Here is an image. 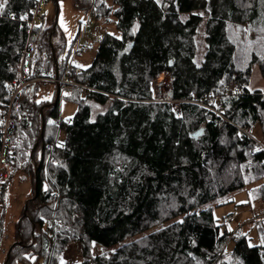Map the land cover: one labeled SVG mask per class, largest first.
<instances>
[{"label": "trees", "instance_id": "obj_1", "mask_svg": "<svg viewBox=\"0 0 264 264\" xmlns=\"http://www.w3.org/2000/svg\"><path fill=\"white\" fill-rule=\"evenodd\" d=\"M34 2L0 0L1 165L11 177L28 172L33 183L8 264H60L72 243L81 246V264H264V215L254 246L214 217L248 187L250 203L264 204V151L248 136L264 144V91L251 89L254 69L264 81V0H75L88 12L95 4L94 19H113L114 32L101 38L90 67L73 66L72 80L99 93H68L78 111L62 122L63 148L48 166L54 183L45 168L61 116L57 88L48 100L38 99L37 81L15 99L9 88L28 41L29 80L53 82L56 67L62 77L70 63L57 31L52 45V28L29 33ZM162 74L179 115L150 102Z\"/></svg>", "mask_w": 264, "mask_h": 264}, {"label": "rangeland", "instance_id": "obj_2", "mask_svg": "<svg viewBox=\"0 0 264 264\" xmlns=\"http://www.w3.org/2000/svg\"><path fill=\"white\" fill-rule=\"evenodd\" d=\"M106 1L108 3L112 2V0ZM89 13L90 12L78 7L75 0H48L41 12V15L45 17V20L41 21L38 19L36 21V25L43 24L47 28H52V32L57 31L56 40L59 42V38H62L61 45L62 49L65 51V55L67 56L70 51L72 52L69 62L71 63L72 61V65L78 69H86L91 66L96 57L101 38L107 32H114L113 19L92 20L88 28L89 35L84 39V42L88 43L83 46L80 54L74 56V52L78 44L77 40L80 36V32L88 21ZM95 28H99L100 31L95 32ZM53 35L51 34L50 36V43L54 42ZM164 77L169 89V78L165 75ZM260 78L261 75L256 69V72L252 77V82L256 85L258 84L257 81H259ZM57 86L60 87V85L54 81H37V83H35V87L39 93L38 99H50ZM68 93L70 92H67L64 95L65 98H62L60 103L61 118L64 122L72 120L78 111L77 104L67 98ZM174 106V104H171L172 108H175ZM63 138L64 135L61 133L60 140L62 141ZM33 165L36 168V162L33 163ZM9 173L10 172L8 171V187L5 201V205L7 206V215L4 219L6 234L0 251V264H2L4 259H6V255L9 250L16 246V244H19L16 243V241L18 242V239L15 238V225L16 222L24 216L23 214H26L25 212L27 211L24 212V208H27L28 204L31 202L30 200H33L31 199L33 195L32 176L28 172L25 173L23 170L16 173L12 177L9 176ZM253 187L254 186L248 187L243 191L231 195L223 205L214 209V217L216 219V223L219 226H222L227 218L234 215V221L230 226H228L229 230L237 233V235L239 233L247 234L251 239L250 244L254 246L259 244L256 233L258 220L256 219H259V221L262 220L264 215V204L259 201L250 203L249 193ZM231 247L232 244L229 245L227 249H230ZM96 252L101 253L103 250L100 247H96ZM81 262L82 249L79 244H70L65 252L60 255V264H81Z\"/></svg>", "mask_w": 264, "mask_h": 264}, {"label": "built area", "instance_id": "obj_3", "mask_svg": "<svg viewBox=\"0 0 264 264\" xmlns=\"http://www.w3.org/2000/svg\"><path fill=\"white\" fill-rule=\"evenodd\" d=\"M47 1L48 0H35L34 5H33V9H32V19L30 21H28V26L30 27L29 28L30 34L32 33L33 28L35 27L36 21L38 19H40L41 21L45 20V17L43 15H41V12H42L44 5L47 4ZM94 11H95V6L91 9V11L89 13L88 21H87L85 27L80 32V36L77 40L78 44H77V48L74 52V56H76L77 54H80L82 52L83 46L88 43V42H84V39L86 36L89 35L88 28H89L92 20L95 18ZM94 31L99 32L100 29L95 28ZM32 49H33V47L31 45L30 41H28L24 50L22 51V54H21L22 61H23L21 70H20L17 78L9 85V88L11 89V92H12V99H15V97L26 86H28L29 84H31L33 82L38 81V80H29V77L25 76L22 73V69L24 68V63L30 57ZM78 73H80V71H78ZM72 74H73V65H72V61H71V63H69V65L66 67L64 75L62 77H59L58 79L52 80V81L56 82L58 85H60V88H61L60 97H61V99L64 97V94H66L67 92H71L72 90H81V91H83L84 95H88L89 92H98V90H96V89H94L88 85L80 84L78 82L73 81L71 78ZM164 75L165 74L160 75L153 82V87H152L153 97H152V100L150 102L157 103V104H166V103L174 104L175 105L174 111L176 112L177 115H179L180 114V109H179L180 102L179 101H172V100H169L167 98L168 84L165 80ZM229 93L231 94L232 92L230 91ZM62 122H63V120L60 116V118L57 121L58 132L55 136V139L46 145V151L48 152L46 168H45L46 169V175L53 183H54V181L52 180V178L50 176L48 166H49V162L52 160V157H53L54 153L56 152V150L59 148H63L62 141L60 140V135L62 133V130H61L62 129ZM7 124H8V117L6 118V122H5L6 127H7ZM5 130L3 133L4 138H5V134H6ZM248 136L257 144V146L262 151H264V144H262L257 138H254L253 136H251L249 134H248ZM3 156H4V151L0 152V183L8 178V170L4 169L1 165L2 161H3L2 160ZM262 163L264 165V160L262 161ZM234 218H235L234 215L227 218L225 220V225L230 226L232 224V222L234 221ZM51 236L55 241V232L54 231H53V234H51ZM49 264H51V260H50Z\"/></svg>", "mask_w": 264, "mask_h": 264}, {"label": "water", "instance_id": "obj_4", "mask_svg": "<svg viewBox=\"0 0 264 264\" xmlns=\"http://www.w3.org/2000/svg\"><path fill=\"white\" fill-rule=\"evenodd\" d=\"M56 1H57V0H56ZM54 30H55V29H54ZM53 33H54V31L52 32V35H53ZM51 45H52V43H51ZM52 54H53V57H54V61H55V63H56V53H55V50H54V49H52ZM55 77H56V79L59 78V70H58V67H56ZM60 93H61L60 87L57 86V90H56V98H55L54 105H57V103H58V101H59V99H60ZM44 129H45V124L43 123V126H42V132H41V138H42L43 135H44ZM199 134H200V132L196 134V137H197ZM37 174H38V171H36L35 197H34V198H37V196H38V177H37ZM11 250H12V248H11V249L9 250V252H8V256H7V259H6L5 264H8V263H9V260H10L9 256H10Z\"/></svg>", "mask_w": 264, "mask_h": 264}, {"label": "crops", "instance_id": "obj_5", "mask_svg": "<svg viewBox=\"0 0 264 264\" xmlns=\"http://www.w3.org/2000/svg\"><path fill=\"white\" fill-rule=\"evenodd\" d=\"M258 71H259V69H257ZM255 72H256V69H254V72H253V76H254V74H255ZM259 73H260V71H259ZM261 75V74H260ZM262 78V77H261ZM259 79V81H257L258 82V84H256L255 85V83H253V82H251V89L252 90H254V91H256V90H259V91H264V81H263V79ZM57 88V87H56Z\"/></svg>", "mask_w": 264, "mask_h": 264}, {"label": "snow or ice", "instance_id": "obj_6", "mask_svg": "<svg viewBox=\"0 0 264 264\" xmlns=\"http://www.w3.org/2000/svg\"><path fill=\"white\" fill-rule=\"evenodd\" d=\"M7 2V0H5V3ZM3 6L2 5H0V8H2ZM22 19H23V17H22ZM245 31H247V29L245 30ZM118 39H119V37H117ZM262 58H264V57H262Z\"/></svg>", "mask_w": 264, "mask_h": 264}]
</instances>
